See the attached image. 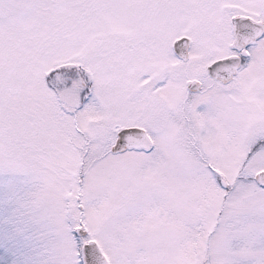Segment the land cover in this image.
Masks as SVG:
<instances>
[{"label": "snow or ice", "instance_id": "snow-or-ice-1", "mask_svg": "<svg viewBox=\"0 0 264 264\" xmlns=\"http://www.w3.org/2000/svg\"><path fill=\"white\" fill-rule=\"evenodd\" d=\"M0 264H264V0H0Z\"/></svg>", "mask_w": 264, "mask_h": 264}]
</instances>
